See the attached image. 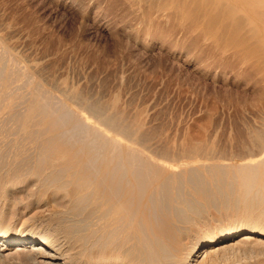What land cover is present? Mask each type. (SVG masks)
<instances>
[{
  "label": "rangeland",
  "instance_id": "obj_1",
  "mask_svg": "<svg viewBox=\"0 0 264 264\" xmlns=\"http://www.w3.org/2000/svg\"><path fill=\"white\" fill-rule=\"evenodd\" d=\"M164 1L0 0V44L7 45L6 50L0 45L5 54L0 59V178L9 168L25 176L41 151L65 149L50 146L56 128L40 134L39 141L36 133L39 123L54 120L51 115L62 104L74 113L83 111L99 126L104 122L103 128L124 143L178 169L216 163L232 169L264 148V76L258 65L223 48ZM37 87L53 97L54 105L50 111L42 106L25 130L22 114ZM27 179L16 194L0 199V238L59 232L64 249L75 246L64 230L81 224L87 233L90 207L72 214L67 211L71 194L34 195L41 182ZM183 193L190 196L189 190ZM222 207L210 205L209 221H201L217 233L231 228L228 238L214 245L217 260L264 264V240L239 245L241 235L254 229L241 225L258 220H239ZM16 245L3 250L0 264H40V253H17ZM64 257L61 253L58 262Z\"/></svg>",
  "mask_w": 264,
  "mask_h": 264
},
{
  "label": "bare ground",
  "instance_id": "obj_2",
  "mask_svg": "<svg viewBox=\"0 0 264 264\" xmlns=\"http://www.w3.org/2000/svg\"><path fill=\"white\" fill-rule=\"evenodd\" d=\"M164 4L184 20L193 19L191 25L223 48L236 51L246 61L258 65L264 76V0H165ZM4 55L0 54V59ZM37 89L22 114L25 130L42 106L49 110L54 105L50 94ZM82 113H74L62 104L51 115L54 120L38 124V141L40 134L56 128L57 139L50 146L61 144L65 149L41 151L34 159V168L25 176L11 173L9 168L4 179L0 178V199L16 194L18 184L27 183L29 176L35 177L41 186L34 195L52 191L55 196L66 198L71 194L72 205L67 207L71 213L86 212L85 208L90 207L89 231L84 233L81 224H72L64 230L75 245L68 249L63 248L59 232L43 231L34 237L4 236L0 238V256L5 257L3 250L16 243L17 253H40L41 260L35 257L40 264H226L215 257L218 250L214 245L228 238L230 226L221 227L217 233L205 221L201 225L211 211L210 205L218 203L231 208L239 220H258L243 225L239 222L242 228H254L241 235L239 245L257 246L264 240V148L232 169L217 163L187 164L178 169L167 161L147 156L141 146L135 148L124 143L103 128L104 122L99 126ZM260 140L264 141V134ZM186 190L190 196L184 195ZM86 251L91 252L89 260L84 259ZM61 253L66 258L60 263Z\"/></svg>",
  "mask_w": 264,
  "mask_h": 264
}]
</instances>
